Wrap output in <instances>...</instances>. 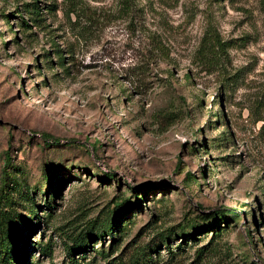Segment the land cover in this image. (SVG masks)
<instances>
[{
    "label": "rangeland",
    "instance_id": "1",
    "mask_svg": "<svg viewBox=\"0 0 264 264\" xmlns=\"http://www.w3.org/2000/svg\"><path fill=\"white\" fill-rule=\"evenodd\" d=\"M0 209L22 264H264V0H0Z\"/></svg>",
    "mask_w": 264,
    "mask_h": 264
},
{
    "label": "trees",
    "instance_id": "2",
    "mask_svg": "<svg viewBox=\"0 0 264 264\" xmlns=\"http://www.w3.org/2000/svg\"><path fill=\"white\" fill-rule=\"evenodd\" d=\"M9 162V158H7V163ZM8 166V165H7ZM137 198V202L134 205L140 206L142 203V200L140 198ZM144 198V196H143ZM6 210L0 209V264H22L20 259H16L15 253L16 249L18 250V245L22 244V242H25V236L23 235V231L17 230L13 226H9L7 224V214L5 212ZM223 213H228L231 217H236L238 211L233 210V209H220L216 210L212 213L211 216L208 217V219L213 220V225L212 227H216V223L219 221V217L223 215ZM122 216V211L121 214ZM120 216V217H121ZM115 218L112 220V223L110 224L109 230L107 231L108 234H112L114 231V228L117 227L119 224V220L121 218ZM28 229H32L31 227ZM91 240L92 237L87 238L80 243H75L73 248H70V257L72 258V253L74 254L77 251H85L90 245H91ZM20 250V248H19ZM71 264H76L72 260Z\"/></svg>",
    "mask_w": 264,
    "mask_h": 264
}]
</instances>
